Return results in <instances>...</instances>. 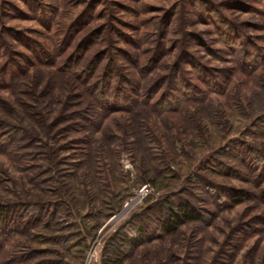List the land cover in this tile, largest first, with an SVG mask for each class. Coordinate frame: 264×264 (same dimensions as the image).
<instances>
[{"label": "rangeland", "instance_id": "1", "mask_svg": "<svg viewBox=\"0 0 264 264\" xmlns=\"http://www.w3.org/2000/svg\"><path fill=\"white\" fill-rule=\"evenodd\" d=\"M0 208V264H264V0H0Z\"/></svg>", "mask_w": 264, "mask_h": 264}, {"label": "trees", "instance_id": "2", "mask_svg": "<svg viewBox=\"0 0 264 264\" xmlns=\"http://www.w3.org/2000/svg\"><path fill=\"white\" fill-rule=\"evenodd\" d=\"M175 103H177V105L181 104V102H176V101ZM162 105L164 106L163 108H168V110L169 108H171V106H168L164 101ZM10 215H11L10 210L5 208H0V231L2 226L1 224L3 222H7L8 216L10 217ZM199 219H200V215L195 210H193L188 204L180 205L177 206L175 209L170 208L167 217L162 220H157L155 224L156 226L153 227L152 229L148 228V226L145 228L141 226L138 227L137 231L138 232L143 231L145 236H148V233H150L153 235V237L161 234L171 235L178 229V227L181 224L185 222L198 221Z\"/></svg>", "mask_w": 264, "mask_h": 264}]
</instances>
